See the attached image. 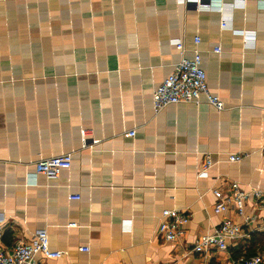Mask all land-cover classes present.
Segmentation results:
<instances>
[{
  "label": "crops",
  "instance_id": "crops-1",
  "mask_svg": "<svg viewBox=\"0 0 264 264\" xmlns=\"http://www.w3.org/2000/svg\"><path fill=\"white\" fill-rule=\"evenodd\" d=\"M222 1L223 10L181 0H0L6 250L42 229L65 252L42 264H233L264 249V0ZM176 38L186 57L201 52L224 109L155 111V88L182 58ZM62 153L73 154L69 168L33 175L36 161ZM207 156L213 165L200 175ZM232 182L250 194L243 213H216ZM165 209L189 215L176 241L157 232ZM226 216L241 224L228 249L193 251Z\"/></svg>",
  "mask_w": 264,
  "mask_h": 264
},
{
  "label": "built area",
  "instance_id": "built-area-1",
  "mask_svg": "<svg viewBox=\"0 0 264 264\" xmlns=\"http://www.w3.org/2000/svg\"><path fill=\"white\" fill-rule=\"evenodd\" d=\"M186 3H195L198 9H224L222 0H181ZM238 1V0H237ZM242 3L244 0H240ZM229 22L224 17L222 26L227 27ZM246 37L251 39L253 36L246 33ZM198 44L200 38L196 37ZM174 45L182 54L181 60L174 65L173 71L155 88L153 92V103L155 111H160L170 104L194 103L200 104L207 102L218 110L225 108L223 99L212 93L206 70L202 66V56L199 50H196L193 57H186L185 45L181 38L172 39ZM217 53L221 52V47H216ZM87 131H82V136L86 139ZM129 135H135V131H130ZM244 155L230 154L229 160L241 161ZM73 154L62 153L51 157L39 159L35 163L33 175L45 174L47 176H58L63 169L69 168L72 164ZM213 165V160L207 156L200 165L199 174L206 175L208 169ZM229 195L226 199L218 201L214 210L216 213H226L231 205L235 206L239 213H243L245 203L250 194L241 189L238 182H232L229 188ZM214 193L220 195L218 189ZM263 193L255 189L252 196L257 203H263ZM70 199H79L77 194H70ZM189 222V215L177 209H165L162 214V220L158 226L157 232L167 241H176L185 234V226ZM4 221L0 218V264H42L40 257L59 258L65 254L62 250L51 249L49 244L48 232L45 229L39 230L34 239L30 242H17L11 250H6L2 243L4 234ZM70 226H76V223H70ZM241 224L225 217L221 224L215 228L212 233L202 235L193 247L197 253L208 252L211 249L226 250L229 247V239H235L240 235ZM88 247H80V250H88ZM233 264H264V249L253 256H241L233 261Z\"/></svg>",
  "mask_w": 264,
  "mask_h": 264
}]
</instances>
